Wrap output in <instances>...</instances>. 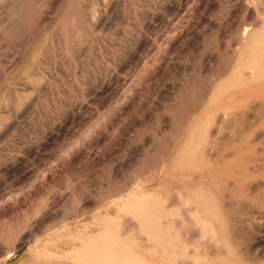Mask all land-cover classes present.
Returning <instances> with one entry per match:
<instances>
[{
  "label": "rangeland",
  "instance_id": "rangeland-1",
  "mask_svg": "<svg viewBox=\"0 0 264 264\" xmlns=\"http://www.w3.org/2000/svg\"><path fill=\"white\" fill-rule=\"evenodd\" d=\"M262 17L264 0H0V264L57 262L34 246L36 233L45 242L57 239L52 235L57 227L72 224L75 231L83 220L107 211L111 193L163 179L171 202L156 222L171 232L172 247L182 255L177 262L210 264L212 253L224 249L201 237L176 194L177 186L203 181L224 203L221 211L230 222L224 230L237 241L232 249L264 264V188L239 198L234 188L240 183L230 175L247 166L236 164L239 150L254 144L264 149V126H258L264 120L262 80L246 84L251 71L239 67L244 76L236 86L227 81L228 91L203 111L209 115L219 104H235L220 135L211 138L212 146H201L188 179L181 164H175L173 176L166 170L183 121L210 101L215 73L226 74L242 55L243 26ZM37 48L29 66L22 58ZM248 152L244 159H250ZM205 160L212 168L209 162L203 168ZM123 217L132 227L135 215ZM155 260L168 263L162 256Z\"/></svg>",
  "mask_w": 264,
  "mask_h": 264
},
{
  "label": "bare ground",
  "instance_id": "bare-ground-1",
  "mask_svg": "<svg viewBox=\"0 0 264 264\" xmlns=\"http://www.w3.org/2000/svg\"><path fill=\"white\" fill-rule=\"evenodd\" d=\"M256 12H257V9H256ZM258 20H260V21L254 23V24L250 23V24H246L243 26L242 36L244 39H246V41H245L246 43L244 42L246 46H243L244 44L243 45L241 44L245 48L241 47L240 52L243 50L241 52L242 55L239 54L240 56H238L236 58L235 64H233L231 70H228V72L226 70V72H227L226 74L223 73L222 71L215 73L214 78H213V79H215L214 83H213L214 85L212 86L214 88L212 89V91H209L212 93V97H211L210 101L207 103H203V102L200 103L199 113H197L195 116L189 115L190 117H188L185 121H183V124L184 123L185 124L181 128L180 135H179L180 139H179V141H177L180 144L177 143L179 145V147L176 144L178 149L176 148V150L174 151V152L177 151V153L176 154L174 153L173 155H171L169 157L170 162H169L168 166L166 167V170H167L169 176L174 175L175 164L176 165L181 164L180 165V168H182L181 174L185 177V178L183 177V179H188V177H189L188 175H190L189 171H190V169H192V166H193L192 165L193 164L192 159L195 158L196 155L198 156V153L200 152V148H202L201 146H205V145L212 146V144H210V143H212L211 138L217 137L218 135H220L221 131L223 130L222 129L223 128L222 123L224 122V120L226 122V120L228 119L227 117L229 116V113L233 112L235 110L236 107L235 108L233 107L235 104L233 106H219L220 105L219 104L217 107V105H216L217 103H216L215 105L217 108H213L214 110L215 109L216 110L215 111L213 110L214 112L212 111V113L209 115H206L204 113L205 112L204 110L207 108V106L209 104L214 103L217 99L221 98L225 94L226 88L223 89L224 88L223 86L227 81H233L234 82V81H236L237 78L244 76V73L238 72L239 67L244 66V69H248L251 71V77L245 79V81H244V82H246V84L249 85V83L253 84L254 82L259 83V81H261V80L264 82V17H262ZM38 49L39 48H37V50L33 51V53L31 52V55L28 57H25V58L21 57L22 60L25 59V62L26 63L28 62V64L30 63L29 66H31V62L36 61L35 56L38 53L37 52ZM245 71H247V70H245ZM36 75H37V71H36ZM25 83L27 84V82H25ZM25 83H24V85H25ZM27 86H28V84H27ZM235 86H236V82L233 83V87H235ZM237 86H239V85L237 84ZM25 89H27V88H25ZM262 89H263V93H264V85H262ZM232 90H233V88H232ZM254 92H256V91H254ZM227 98H229V97H227ZM2 106H3V102H1V100H0V125L2 124V122H4L3 121V115L1 113L2 112ZM260 109H263V107ZM4 120H5V118H4ZM258 126L259 127L264 126V120L260 121L258 123ZM254 132H253V134H254ZM176 133H177V131H176ZM257 133L255 132L254 136H256ZM248 135H250V134H248ZM259 135H257V137ZM251 136H252V134L250 135V137ZM247 139L249 140L251 138L248 137ZM252 139H254V138H252ZM215 140H217V139H215ZM244 140H245V138H244ZM75 144H77V143H75ZM256 146L254 144V146H251V147L248 146L249 148L246 146L247 149L243 148L242 150H239L238 155L236 153L237 157L234 156V153H232L233 154L232 157L237 158V160L234 159V161L239 160V162H236V164L240 163L243 166L247 165L246 168L244 167V170H242V172L238 171V172H240V174L236 170L235 171L237 172V174L236 173H230V175L233 176V178H235L236 180H234L233 178L232 179L234 181H238L240 183V184L236 183L234 190L239 195H242V196L237 195V197L239 196V198L241 197L242 199H243V196L249 197L254 192L255 193L257 192V195H258L259 194L258 191L261 190L262 188H264V149L261 152L259 150L260 148L256 147ZM207 147H205V148H207ZM67 148H70V147H67ZM241 148H242V146H241ZM71 149H72V147H71ZM212 149L213 148H211L210 150L212 151ZM230 151L227 152L228 155L231 153ZM235 151L237 152V150H235ZM248 151H250L252 153L250 155V159L247 158L248 159L247 160L244 158H246V156L249 157ZM207 152H208V150L206 151L205 154L203 152H202L203 154L200 153L199 159L202 155L208 154ZM171 153H173V151ZM252 154H253V156H252ZM232 157H231V159H233ZM202 159H204V158H202ZM226 159H228V158H225V160ZM206 162H209V161L205 160V164H204V162L201 163L202 166L206 165L207 164ZM228 162H229V160L227 162H225V164L226 163L228 164ZM249 164H251V165H249ZM248 165L251 167L249 168ZM208 166L212 168L211 163H210V165L208 164L207 167ZM219 166L221 167V165H219ZM238 166H240V165H238ZM177 167H179V166H177ZM207 167L205 166V169L208 170L209 168H207ZM203 168H204V166H203ZM219 168H217V169H219ZM215 169H214V171H215ZM217 169L215 172H218ZM222 169H219V170H222ZM222 171L224 172L225 170H222ZM222 171H220V172L222 173ZM235 171H233V172H235ZM207 172H209V170ZM191 173H192V170H191ZM160 174H161V172H160ZM162 174H163V172H162ZM178 174H180V173H178ZM201 174H202V170H201ZM204 174H205V172H204ZM214 174H219V173H214ZM222 174H224V173H222ZM196 175H197V173H196ZM224 175L227 176L228 174L227 175L224 174ZM224 175H222V176H224ZM165 176H166V174H165ZM211 176L212 175H210V177ZM217 176H219V175H217ZM177 178L179 179L180 176ZM197 178H198V176H197ZM232 179L228 180L229 184H231L230 182ZM204 180H206V179H204ZM196 183H198V181ZM199 183H201V182H199ZM199 183L195 184V185L194 184L192 185L191 183H190V185H187L188 184L187 183L186 184L187 186L185 185L182 188H180L181 186H177L175 188L179 187L180 189L178 188V191H176L178 193H176V192L175 193L177 195H179L178 199L181 200L182 205H184L185 208L188 210V212L186 211V209H185V211L187 213H189L192 220L198 226H200L201 237H204V238L208 237L211 241V244H212V242L213 243L215 242L214 244L217 245V248L219 247V245L224 246L223 250H221V248H223V247L220 246L221 248L219 247L215 253H212V259H211L210 264H257V263H255L257 257H255V261H254L253 259H250L251 257L246 258V255L248 256V253L247 254L244 253V254H246L244 256L245 257L244 258L243 257L244 254L241 255L238 253L240 251L237 252L236 249H234L236 251V252H234V250L232 248H233L234 243L236 244V242H237L236 238L234 239L233 236H232L233 239L230 238V236L232 234H230V232H229V234H230L229 235L228 232L226 233L227 229L224 230V227L226 226L225 224L228 223V220L225 223V219H227V218L224 217L225 214H223L221 211V209H222L221 206L224 207V205H223L224 203L221 202V200H220L221 204L217 201L216 196H215L216 192H214V191L212 192V190L209 189V187H208L210 185L209 183H207L208 184L207 186L205 185L206 183L205 184L203 183V181H202V184H199ZM219 184H221V183H219ZM229 184H227L225 186H229ZM234 184H232V185L234 186ZM211 185L216 187V183H215V185L213 183ZM146 187H147V190H145ZM214 187H213V189H214ZM217 187H218V184H217ZM219 187H220V185H219ZM232 187H230V188H232ZM230 188H229V190H230ZM173 189H174V187H173ZM225 189H228V187H226ZM174 190H177V189H174ZM214 190L216 191V189H214ZM263 190H261V191H263ZM167 192L168 193L170 192L169 184H168L167 180L163 179L162 182L160 181L158 183L152 182L149 184H145L144 182L143 183L141 182L138 184H134V185L126 188L125 193L124 192H121V193H115L114 192L115 194L111 193L112 195L110 194L111 196L109 197V199H110V202H113V203H112V206L110 208H107L108 209L107 211H103L101 214H98L97 216L91 215L90 219L92 218V220L91 221L83 220L81 223V227L75 228L76 229L75 231L72 228V224H68V226H60V227L56 226L57 229H54L55 231L53 230L52 235L55 234L57 239H53L52 236H49L46 239L47 242H45L43 239H41V237L39 235L40 233L35 232L36 238H35L34 246L39 251L42 250L45 253H47L51 258L57 260V262H52L51 264H159L158 261L155 259H157L158 257L160 258L161 256L168 259V263H166V264H184V263H181L179 261L177 262L178 258L182 257V255H179L172 247L171 232H169L168 230L162 231L158 227L157 222H156V218H157L160 210L166 206L167 202H171V201H169L170 195ZM236 192H234V193H236ZM217 194H218V191H217ZM222 195H219V196H221V198H222L223 197ZM160 196H162L163 199H165L163 203L160 202V199H159ZM176 196H175V198H176ZM224 196H225V193H224ZM254 197L252 196V198H254ZM258 197H260V196H258ZM175 198L171 197V200L172 199L174 200ZM256 198H257V196H256ZM75 199H76V197H75ZM260 199H261V197L259 198V200ZM249 200L250 201L252 200L251 197ZM18 203H20V202L17 201L16 204H18ZM91 204H93V202ZM45 205H47V204H45ZM173 205H175V204H173ZM261 205H260L261 207H264V198H262V200H261ZM47 206H49V205H47ZM87 206L89 207L90 204ZM92 206L93 205H91V207ZM98 206H99V204H98ZM168 206H171V203ZM245 206H246V204H245ZM13 207H15V205ZM40 207H41V205H40ZM228 207H230L229 204H228ZM247 207H249V206H247ZM10 208H11V205H10ZM3 209H4V211H6L5 208H3ZM14 210H16V208ZM47 210H48V207H47ZM128 214H134L135 215V218L132 217V218H134V220L132 219V221L135 222V224H134V222L132 223V225H133V226L131 225L132 227H129L130 224H129L128 220L127 221H128L129 225L128 226L125 225L127 223H126V220L123 217V215H128ZM169 214H171V213H169ZM165 216H166V213H165ZM130 218H129V220H130ZM246 222H247V220H246ZM164 223H166V222H164ZM92 224L99 225V230L92 229V227L94 228V226H92ZM176 225H174V226L176 227ZM7 228H9V227H7ZM231 228H233V227H231ZM143 230H145V233L143 232ZM198 230H199V228H198ZM41 235H43V234H41ZM46 236H47V234H46ZM176 236H177V234H176ZM234 240H235V242H234ZM219 242L222 244H219ZM208 245H210V244H208ZM247 247H249V246H247ZM207 249H208V247H207ZM211 249H212V247H211ZM213 250H212V252H213ZM2 252H3V248H2V246H0V253H2ZM245 252H247V251H245ZM208 255H209V252H208ZM252 257H253V255H252ZM258 258H259V256H258ZM209 259H210V257H209ZM259 260H261V257ZM28 264H36V263L35 262H28Z\"/></svg>",
  "mask_w": 264,
  "mask_h": 264
}]
</instances>
